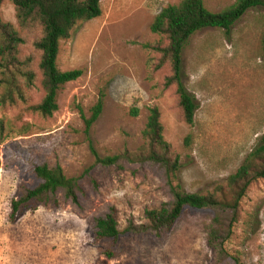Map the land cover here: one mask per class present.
Returning a JSON list of instances; mask_svg holds the SVG:
<instances>
[{
	"label": "rangeland",
	"instance_id": "rangeland-1",
	"mask_svg": "<svg viewBox=\"0 0 264 264\" xmlns=\"http://www.w3.org/2000/svg\"><path fill=\"white\" fill-rule=\"evenodd\" d=\"M179 1L99 0L100 16L77 22L60 41L57 67L82 74L59 88L58 109L51 117L29 108L44 95L40 51L33 46L41 29L21 26L14 5L1 3L0 18L22 37L18 57L35 80L21 87L24 100L0 103V264H217L207 244L215 210L186 207L159 236L127 232L129 221L145 224L147 209L172 201L167 175L147 162H122V167L94 162L95 155L141 149L154 106L171 155L179 156L180 168L169 180L186 192L228 196V177L259 145L264 135V8L247 10L228 33L207 27L190 38L183 52L184 82L198 108L189 125L175 86H164L171 68L159 48L167 39L150 30L161 9ZM235 1L203 3L219 12ZM99 99L101 113L86 130L84 119ZM41 163L59 164L68 177H80L83 194L73 203L58 192L56 206L38 204L11 217L12 200L38 183L33 167ZM111 206L118 210L115 244L95 233V219ZM224 248L228 257L221 264H264V178L248 186ZM109 249L112 258L106 255Z\"/></svg>",
	"mask_w": 264,
	"mask_h": 264
},
{
	"label": "trees",
	"instance_id": "trees-1",
	"mask_svg": "<svg viewBox=\"0 0 264 264\" xmlns=\"http://www.w3.org/2000/svg\"><path fill=\"white\" fill-rule=\"evenodd\" d=\"M3 1L0 0V5ZM8 1L14 5L21 26L36 25L41 29V35L33 42V46L40 51L38 69L41 73L40 82L44 95L39 102L30 105L29 108L43 117H51L58 109L56 96L59 88L82 74L80 69L62 71L57 67L60 41L69 37L77 22L100 16V2L99 0ZM256 7L264 8V0H236L231 6L219 12L208 10L203 0H180L177 4L165 6L154 17L150 30L167 39V45L159 48L161 59L167 60L171 68L170 74L164 79V86H175L178 104L187 124H193L198 108L196 97L188 91L184 82L183 52L190 38L207 27L223 29L228 33L232 25L247 10ZM22 41V37L14 27L0 18V87L3 89L0 94L1 104L24 100V91L21 87L28 88L34 85V71L24 68V62L18 57L19 45ZM260 42L264 57V31ZM101 109L102 101L99 99L91 107L90 116L84 119L86 130H89L99 117ZM136 113L137 110H133V114ZM159 118L158 108L156 106L149 108L145 128L142 131L145 145L136 153L125 150L103 158L95 155L94 162L118 167H122V162H147L162 168L167 175L172 201L162 203L158 208L147 209L145 224L129 221L125 229L127 232H152L159 236L173 227L186 207L215 210L208 227L207 244L212 249L216 263L221 264L228 257L224 243L231 236L240 201L254 180L264 178V135L260 138L259 145L228 177V196L224 193L222 196L213 193H189L169 180L180 168L179 156L172 157L170 145L163 138ZM189 141L190 135L186 137V144ZM33 173L39 181L34 187L22 188L21 194L12 200L11 217L23 211L34 210L38 204L56 206L58 192L73 203H76L78 195L84 192L81 178L68 177L59 164L54 166H49L47 163L37 164L33 167ZM95 228L97 238L108 240L111 244L117 242L120 230L118 210L115 206H111L108 212L95 219ZM106 255L110 258L115 256L110 249L106 251Z\"/></svg>",
	"mask_w": 264,
	"mask_h": 264
}]
</instances>
